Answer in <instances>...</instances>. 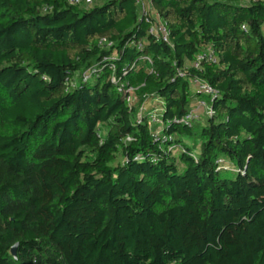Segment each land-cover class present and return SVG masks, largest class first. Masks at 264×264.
I'll list each match as a JSON object with an SVG mask.
<instances>
[{
    "label": "trees",
    "instance_id": "1",
    "mask_svg": "<svg viewBox=\"0 0 264 264\" xmlns=\"http://www.w3.org/2000/svg\"><path fill=\"white\" fill-rule=\"evenodd\" d=\"M145 7L0 0V264H264V0Z\"/></svg>",
    "mask_w": 264,
    "mask_h": 264
},
{
    "label": "built area",
    "instance_id": "2",
    "mask_svg": "<svg viewBox=\"0 0 264 264\" xmlns=\"http://www.w3.org/2000/svg\"><path fill=\"white\" fill-rule=\"evenodd\" d=\"M68 1L71 2V3H73V4H76V3H79L80 2V0H68ZM242 1L243 2H246V3H252V2L259 1V0H242ZM136 2L141 6L142 11L145 13L147 11L146 10V7H145V4L147 2H149V0H136ZM155 18H157V20H155L154 22H152V26H151L150 31L151 32H154V33H156L158 35H162L163 36V39L167 41L168 40V31L166 29V26L163 24V22L160 20V18H158L157 15H155ZM102 43L105 44L104 46L106 48H109L112 45V43L106 42L105 40H102ZM146 59L149 62L151 61L149 58H146ZM203 60L215 61L216 59L214 58L213 52H211V51L205 52V53H201L196 58V61L194 63L195 66L198 67ZM111 68L114 69L115 67L114 66H111ZM95 71H96L95 68H91V69L85 71L84 74H83V76L85 78H88ZM133 90L134 89L132 87H130V88H127L126 91L127 92H132ZM198 90L200 92L205 93L206 95H208L210 97H214V95L216 93L215 89L212 86H210L209 84H207L205 82H201V81L198 82ZM198 107H202V108L206 109L208 114H211L212 113V109L210 108L209 105L206 104V102L204 100L199 101ZM197 116H198V113L194 109H192L190 111V113H188L184 117L183 121L184 122H188L190 120H194L195 118H197ZM151 119L153 121H156V122H159L160 121L156 113H151Z\"/></svg>",
    "mask_w": 264,
    "mask_h": 264
},
{
    "label": "rangeland",
    "instance_id": "3",
    "mask_svg": "<svg viewBox=\"0 0 264 264\" xmlns=\"http://www.w3.org/2000/svg\"><path fill=\"white\" fill-rule=\"evenodd\" d=\"M100 3V0H80V2L78 3L79 4V6L81 7V8H85V9H90V8H92V7H94L95 5H97V4H99ZM200 108V111L201 112H197L198 113V116H197V118L198 119H200L198 122H199V124H203V123H205V121H206V118H207V116H208V113H207V110L206 109H204V108H202V107H199ZM202 109V110H201ZM153 126V125H152ZM155 126V125H154ZM158 127V129L160 128L159 126H157ZM186 143L188 144V145H190V146H192L193 145V142L192 141H189V140H187L186 139ZM228 168H231V166L230 165H226Z\"/></svg>",
    "mask_w": 264,
    "mask_h": 264
},
{
    "label": "water",
    "instance_id": "4",
    "mask_svg": "<svg viewBox=\"0 0 264 264\" xmlns=\"http://www.w3.org/2000/svg\"><path fill=\"white\" fill-rule=\"evenodd\" d=\"M17 247H18V244H15V245L12 247V254H13V256H14L15 258L17 257V254H16Z\"/></svg>",
    "mask_w": 264,
    "mask_h": 264
},
{
    "label": "crops",
    "instance_id": "5",
    "mask_svg": "<svg viewBox=\"0 0 264 264\" xmlns=\"http://www.w3.org/2000/svg\"><path fill=\"white\" fill-rule=\"evenodd\" d=\"M193 109H194L196 112H201V111H200V108H199L197 105L194 106ZM201 110H202V109H201Z\"/></svg>",
    "mask_w": 264,
    "mask_h": 264
}]
</instances>
